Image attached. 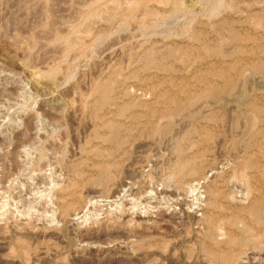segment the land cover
Here are the masks:
<instances>
[{"label": "rangeland", "instance_id": "374dc122", "mask_svg": "<svg viewBox=\"0 0 264 264\" xmlns=\"http://www.w3.org/2000/svg\"><path fill=\"white\" fill-rule=\"evenodd\" d=\"M0 264H264V0H0Z\"/></svg>", "mask_w": 264, "mask_h": 264}]
</instances>
